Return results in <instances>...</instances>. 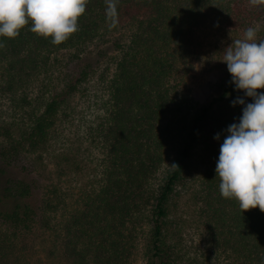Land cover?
<instances>
[{
	"label": "trees",
	"instance_id": "trees-1",
	"mask_svg": "<svg viewBox=\"0 0 264 264\" xmlns=\"http://www.w3.org/2000/svg\"><path fill=\"white\" fill-rule=\"evenodd\" d=\"M223 24L233 34L260 25L264 39V0H87L78 30L59 45L31 32V23L15 38L0 37V91L11 106L0 115V264H31L19 245L36 230L50 236L59 264H134L142 233L145 264H264V212H242L236 199L223 198L215 172L219 143L242 115L232 101L252 98L235 90L227 68L190 115L189 95L179 89L200 58L201 31ZM101 57L114 60L92 132L105 150L102 177L67 210L60 185L42 183V155L53 156L60 110ZM46 76L60 85L47 86ZM170 145L175 155L166 165ZM200 145L214 159L197 186L207 249L190 257L174 238L171 213L183 191L196 193L186 172Z\"/></svg>",
	"mask_w": 264,
	"mask_h": 264
},
{
	"label": "rangeland",
	"instance_id": "rangeland-1",
	"mask_svg": "<svg viewBox=\"0 0 264 264\" xmlns=\"http://www.w3.org/2000/svg\"><path fill=\"white\" fill-rule=\"evenodd\" d=\"M260 28V25L257 24L254 27L256 30L255 42L264 40L258 32ZM231 29L232 27L229 25L223 24L221 28L209 26L201 31L198 39L200 58L198 60L193 59V69L185 74L179 83L180 91L189 95L190 112L188 115L207 99L213 85L227 68L226 63L223 62L226 48L232 42L244 39L242 33H245V27H239L238 32L241 33L238 34H233ZM86 49L92 50V52L96 51L93 45H88ZM108 52L115 57L116 52L113 51L112 45H109ZM68 53L69 51H66L62 56H67ZM90 55L93 56L92 53ZM113 71L114 60H110L109 57H101L99 63H94L91 74L81 82L78 90L71 95L69 106L63 108L64 112L63 109L60 110L56 121L55 139L51 143V151H55L53 156H49L46 152L42 155L43 164L46 165L44 172H41L44 173V176L41 177L42 183L45 184L49 178L51 179L49 183L60 185L61 193L66 197L67 210H73L80 204L84 200V195L90 189L92 190V187L98 188V182L102 177L105 150L100 138L95 137L93 140L92 132L104 115L108 98V79ZM56 75L54 74L53 78ZM42 82L50 87L55 83L60 85L58 80L54 79L51 82L47 76ZM9 100L7 94L0 91V115L10 114ZM216 124L217 122L212 120L209 130H215ZM222 143H219L215 153L216 157H219ZM174 153L175 149H172L170 145L166 154V165H169L175 155ZM61 161H64L62 168L66 175L59 179L56 176V169ZM213 161V156L206 154L203 145L195 149L186 173L195 179L194 184L196 185L193 184L192 189H195L196 193L194 195L192 192L183 191L172 204L171 218L177 233L174 238L182 243H179V247L183 245L182 251H188L190 257L196 253H203L207 249L204 220L201 214L202 202L197 197V186L201 175L210 168L209 166ZM143 245L142 233L141 238L138 239L139 251L133 260L134 264H145ZM19 247L22 249L24 247L22 251L26 253V258L31 264H59L57 262L58 257L55 260L51 255L56 251L55 244H53L50 236L44 235L41 230H36L26 239L24 244L20 243Z\"/></svg>",
	"mask_w": 264,
	"mask_h": 264
},
{
	"label": "clouds",
	"instance_id": "clouds-1",
	"mask_svg": "<svg viewBox=\"0 0 264 264\" xmlns=\"http://www.w3.org/2000/svg\"><path fill=\"white\" fill-rule=\"evenodd\" d=\"M258 0H251L253 5ZM87 0H0V37L15 38L31 23L30 31L59 45L78 30V18L86 10ZM256 30L249 27L244 39L226 48L223 62L235 90L243 97L232 106H243L238 123L226 129L220 145L216 177L223 198H234L243 211L259 208L264 212V40L255 42ZM215 139L219 140V134ZM215 177V178H216Z\"/></svg>",
	"mask_w": 264,
	"mask_h": 264
}]
</instances>
